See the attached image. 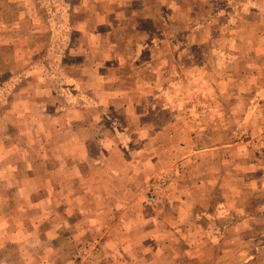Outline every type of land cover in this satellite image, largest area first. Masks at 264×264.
<instances>
[{
  "label": "rangeland",
  "instance_id": "1",
  "mask_svg": "<svg viewBox=\"0 0 264 264\" xmlns=\"http://www.w3.org/2000/svg\"><path fill=\"white\" fill-rule=\"evenodd\" d=\"M133 100L162 111L140 190L164 221L178 217L164 231L150 223L178 252L166 264H264V0H0V141L14 125L19 146L40 140L22 148L39 158L53 147L41 144L61 113L115 112ZM23 107L34 112L29 123L16 116ZM14 159L0 169L9 193L28 171ZM178 183L204 194L171 215ZM15 203L7 198L3 208ZM36 236L16 241L19 250ZM57 243L61 252L73 246L72 264L101 260L94 236Z\"/></svg>",
  "mask_w": 264,
  "mask_h": 264
},
{
  "label": "crops",
  "instance_id": "2",
  "mask_svg": "<svg viewBox=\"0 0 264 264\" xmlns=\"http://www.w3.org/2000/svg\"><path fill=\"white\" fill-rule=\"evenodd\" d=\"M123 105L115 112L99 106L76 107L69 110L70 118L61 113L64 117L55 123L53 119L52 132L41 144L53 147L50 153L41 149L39 158H31L32 152L22 148L38 146L40 140L35 144L31 138L19 146L12 137L14 125L10 126V136L0 141V169L16 163L18 157L28 171L17 177L16 184L10 183L15 188L10 193L0 174V264H72L73 246L61 252L57 242L76 244L88 236L98 238L103 246L101 260L94 264H166L179 258L176 250L166 247L168 236L162 235L164 228L178 224V217L174 214V220L164 221L165 210L146 207L140 190L152 171L145 144L163 129L162 111L151 114L137 100ZM109 112L118 115L117 121ZM15 113L26 116V123L34 114L30 107ZM130 142L138 149L131 150ZM6 145L12 150L8 157L3 155ZM23 151L29 158L22 156ZM36 162L42 166L39 174L31 170ZM178 187L179 183L169 195L171 215L182 203H195L204 194ZM7 198L16 202L12 209L3 208ZM5 211L10 215L4 219ZM154 221L162 231L150 225ZM35 236L38 243L29 245L37 250L29 245L19 250L16 241Z\"/></svg>",
  "mask_w": 264,
  "mask_h": 264
}]
</instances>
